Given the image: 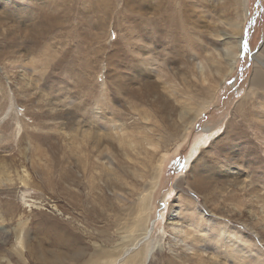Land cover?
<instances>
[{"label":"rangeland","instance_id":"1","mask_svg":"<svg viewBox=\"0 0 264 264\" xmlns=\"http://www.w3.org/2000/svg\"><path fill=\"white\" fill-rule=\"evenodd\" d=\"M31 1H24L28 12L23 13L27 16L21 14V18L24 17L22 22L15 23L11 19L15 17L10 9L7 14L12 17L3 18L5 23L0 25L2 30L6 26L10 39L5 40L0 35V227L8 231L7 235L0 231V264H46L47 260L54 257L61 259L58 261L60 264H75L76 261L88 259L95 249H108L120 242V238L115 235L117 227L111 225V215L115 213L107 211L109 204L105 202L110 193L107 192L105 200L96 191L91 193L93 191L90 186L94 184V180L92 177L82 176L85 171L81 169L82 165L89 164V160H86L89 153L86 151L80 156L77 150L78 144L88 149L87 142L91 140L94 131L98 130L99 120L104 121L101 119L103 113H109L108 116L114 119L117 117L116 120L123 123V131L116 136L112 134L109 138V146L113 145V151L120 154V157L122 155L121 158L125 156L124 152L132 156L129 161L126 157L124 161L121 159V171L124 170L132 180L145 181V192L152 194L147 211L150 217L148 228L151 230L153 227L152 236L140 244V247H145L146 264H172L175 260L179 261L178 256H183L181 253L176 256L175 249L168 243L171 233L167 223L171 206L179 194L184 196V204L194 201L200 202L199 205L204 203L203 195L189 187L187 181L193 178V174H204V170L210 165H226L222 157L223 149L229 151L230 157L233 156L229 163H235L242 169L233 176L226 169L220 173L226 178L223 179L225 183H220L223 186V214L231 221L226 220L225 224L231 223L248 234L257 250L255 257H258V251L264 254V196L261 194L264 193V90L251 88L249 84L256 67L252 56L264 44V0H248V14L241 30L247 48L242 46L243 51L238 57L236 69L224 78L222 84L216 82L221 78L217 74L210 76L212 81L205 85L194 79L195 72L200 70L189 68L186 71L183 62L178 61L177 53L186 54L181 52L184 50L182 46H190L191 42L195 43L194 46L198 44L194 39H183L181 32L173 36L165 32L156 39L152 32L150 36L142 35V28L124 16V12L120 10L121 5L120 8H112L113 15L109 13L108 29L101 32L97 29L101 18L93 10V0ZM212 3L214 4L213 1ZM41 14L43 18L39 17ZM48 19L58 20V28L51 27L49 31L51 21ZM28 24L38 25L39 34L35 27H27ZM140 35L145 38L142 39ZM150 41L155 44L152 45L154 47H151ZM176 41L180 43V47L174 44ZM164 42L169 44L164 45ZM146 44L151 51L148 55L156 57L157 74L154 70L151 71V65H142V51ZM11 45L16 49L20 46L30 47L31 57L34 56L35 59L29 58V64H25L28 67L26 71L41 73L43 78L40 83L19 82V69L14 68L10 72L9 62L3 58L2 53L12 51ZM175 45L181 48L177 49L179 52L172 48ZM220 47H225L223 40L206 35L203 57L213 52V48ZM216 53L217 50L212 55ZM187 55V58L194 60L192 54ZM172 70L175 73L172 74ZM180 73L188 75L194 83L189 85L185 76ZM176 75L178 79L169 77ZM199 79L202 80V77ZM183 82L193 87L187 89V84ZM126 83L132 85V89L151 91L155 88V96L142 98L137 95L129 96L127 93L124 95L123 86ZM208 87L211 89L210 93L206 91ZM242 99L244 103L240 108ZM53 107L55 110H52ZM97 109L102 114L95 115ZM184 112H188L186 115L189 122L181 127L179 123H185V120L180 119V113ZM146 114H152L153 121H145ZM169 124H174L173 137L164 128ZM207 130L212 134L203 143L201 139L207 135ZM148 142H154L153 148ZM200 142L199 150L193 158H189ZM145 145L149 146L146 148ZM149 148L153 150L150 152L157 155L153 156L152 152L149 154ZM163 155L167 158L159 167L158 162ZM213 158H217V161L214 162ZM134 170L138 171V175H144V178L134 176ZM148 170L151 171V176L149 174L146 177L145 172ZM101 171L105 173L104 168ZM122 173L119 174L126 178ZM103 176L100 185L106 191L104 180L107 177ZM4 179L6 180L3 181ZM229 179H236L241 183L245 180L249 186L242 190ZM129 186L126 185L124 191L128 195L131 192ZM76 193L80 197H72ZM136 196L137 194L131 196L127 202L132 205L131 216L135 213L132 202L145 206L140 201H133ZM114 206L117 213L118 207ZM91 209L95 210L94 214ZM58 227L65 232L68 227L70 230L74 229L78 237L73 238L74 240H57L56 235L63 233ZM30 250L31 255L28 253ZM223 259L225 257L221 256V260ZM200 263L215 262L187 261V264Z\"/></svg>","mask_w":264,"mask_h":264},{"label":"bare ground","instance_id":"2","mask_svg":"<svg viewBox=\"0 0 264 264\" xmlns=\"http://www.w3.org/2000/svg\"><path fill=\"white\" fill-rule=\"evenodd\" d=\"M24 1L25 0H0V4L2 5V6H0V25L2 23H5L3 21V18H11L12 17V16H9L7 14L10 9H11V14L15 17V18H11V19L13 21H15V23H18V21L22 22V20L24 18V17L21 18L22 15H26L23 13L25 11L28 12V7L25 6ZM79 1L80 0H78V2ZM212 1L214 2V4L212 3ZM219 1L218 0H93L91 2L94 4L93 10L95 12H97L101 18V23L99 24V26L97 28L101 32H106L108 29L107 23H108V19H109V13L111 12V14L113 15V9L112 8L114 7V9H116L117 7H119L121 5V8L120 7L119 8L121 11L124 12V16L127 17L133 23L136 22L137 25H139L142 28V30H141L142 35H148L149 34V36H150V35H152L150 32H152L153 33L152 36H154L153 38L156 39L158 37L163 36L165 32L170 36H173L174 34L181 32L183 39L187 40V39L191 38V39L198 41V44L196 46H194L195 43L193 44V42H191L190 46L185 44L186 46H184V47L182 46V48L184 50H182L181 52H185L186 54L184 53L185 55H179L177 53V55L179 56L178 61L181 60L180 62H183L182 65L186 66V71L189 68L200 70V71L195 72L194 79L196 81L200 80L202 85H205L206 83H210L212 81L210 79L211 78L210 76H214L217 74H220L221 78L220 79L217 78L219 80L218 81L216 80V82H220V84H222L225 81L224 78H227V76L230 75L236 69L237 64H238V60H239L238 57L243 51L242 46L244 43V36H242L241 30L243 29V23L245 22L244 21L245 17L248 14V0H224V2H219ZM31 2H33V1H31ZM91 2H89V3H91ZM32 5H34V4H32ZM1 8L3 10H1ZM37 10L38 9H36V11ZM34 11H35V9H34ZM68 11H67V13H68ZM56 16H58V15H56ZM39 17L43 18L44 16H43V14H41ZM32 18H34V17H32ZM40 18H39V20H40ZM49 18H51V17L49 16ZM49 21H51V20H49ZM52 21L50 22L48 29L51 27L56 28V26L58 25V20H52ZM67 21H69V20H67ZM40 22H39V26H40ZM27 27H30L32 29H34L33 27H35L37 34H39L40 29H38V25L28 24ZM129 27H131V25ZM72 28H74V27H72ZM60 29H61V27H60ZM45 30H47V29H45ZM66 30H69V29L66 28ZM49 31H50V29H49ZM6 32H7L6 26H5L4 30L0 29V35H3L2 36L3 39L10 40L8 38V34ZM75 33H76V31H75ZM206 35H211L220 41L223 40V44L225 45V47L224 48L220 47V49L213 48V49L217 50V53L215 55H212L215 52V50H214L213 52L212 51L209 52V55H205L203 57L204 47H205V36ZM12 38H14V37H12ZM143 38H145V37H142V39ZM170 38L172 40V37H170ZM34 40L35 39L33 38V40H32L33 45H35V43H36ZM140 40H141V38H140ZM165 40L170 41L169 39H166V38H165ZM155 41L156 40H154V43H155ZM158 41H157V43H159V45H160V42H158ZM161 41H162V39H161ZM154 43L151 44V41L149 42L151 47H154V46H152V45L156 44V43L155 44ZM166 43L169 44V42H164V45H166ZM175 43L178 44L179 42L177 43V41H176V42H174V44ZM14 45H11L13 47L12 51L2 53V56H4L3 58L8 60V62H9L8 65H9V68L11 69V71L10 70L9 71L12 73L14 68L19 69V71H18L19 82L21 80V81H27V82L40 83L42 78H43V75L41 73L36 72V73L32 74V73H29L26 71L28 67L25 64H27L29 62V60H30L29 58L31 57L30 47H27V46L21 47L20 46L18 49H16V47ZM178 45L177 46L175 45L172 48H174V50L176 49V51H177V49H179V48H177ZM215 45L217 46V44H215ZM29 46H31V45H29ZM179 47H180V45H179ZM149 48L150 47H148L147 44L144 46V51H142L143 56H142V58L140 57L142 59V63H143V64L142 63L141 64L143 65V67H149L151 65L152 70L151 69L150 70L151 71L154 70V72L157 74L158 70L155 68L156 57H154L155 55L149 56L150 55L149 53L151 52ZM241 48H242V50H241ZM168 50H170V49H168ZM176 51H175V53H176ZM152 52H154V50H152ZM177 52H179V51H177ZM188 53L193 55L194 60L187 58ZM139 54H141V53H139ZM166 54L170 55V53H166ZM252 57L255 59V66L256 67H255L254 72L250 76V81H249L250 87L254 88V89L261 88L264 90V44L259 48V51H257ZM176 58H178V57H176ZM176 58H175V60H177ZM31 59H35L34 56H32ZM190 60H192L193 62L191 61V63H190ZM173 64H175V63H173ZM130 66H132V64ZM186 71H184V74H187ZM171 73L173 74L175 72L173 71ZM171 76H169V77L173 78V79H178L177 75L175 77L174 76L171 77ZM181 76H185L186 80L189 82L188 83L189 85L193 82V80L191 82L188 75H182L181 74ZM199 77H202V80L199 79ZM179 78H180V76H179ZM183 81H185V80L183 79ZM183 83H185V82H183ZM128 84L129 83H126L125 84L126 86L125 87L123 86V91H124L123 93H125L124 95H126V93H127L129 96L137 95V96L142 97V98L149 97L151 95L155 96L154 95L155 94V90H154L155 88L152 89L151 91H145L143 89H132L131 88L132 85H128ZM185 84H187V83H185ZM188 84H187L186 88L191 89L193 86L192 87L188 86ZM176 85H177V83H176ZM178 85L181 86V84H178ZM168 91L170 94L171 92L169 89H168ZM206 91H208V93H210L211 89L208 87L206 89ZM172 92H173V90H172ZM197 92H198V89H197ZM137 96H135V97H137ZM125 97H127V96H125ZM181 98H184V97L182 96ZM210 98H212V97H210ZM52 99H54V98H52ZM55 99H56V97H55ZM57 100H59V99H57ZM191 102L193 103L194 101H191ZM243 103H244V101L242 99V102L239 104L240 108H242ZM145 104H146V102H145ZM199 108H200V106H199ZM204 108H206V106H204ZM52 110H55V108L53 107ZM99 112H100V110L97 109V111L95 112V115H97ZM188 112L187 113L186 112L180 113L181 114L180 119L182 121L185 120V123H181V122L179 123V125H181V127L183 125L187 124V122H189L188 115H186V114H188ZM99 114H102V113H99ZM103 114H105V113H103ZM103 114L101 115V119H103L104 121L102 122L99 120L98 130H96L97 134H96V131H94V135H92L90 138L91 140H89L87 142V145H89L88 149L85 146L78 144L77 150L80 153V156H82L86 151L89 153V155L86 157V160L87 159L89 160L88 161L89 164L88 165L87 164L82 165L81 169H82V171L83 170L85 171L82 173V176H84V177L89 176V177H92L94 180V184L90 186V190L93 191L91 193L93 194L94 191H96V193L99 194V197H102L103 200L106 199L107 192L110 193L109 196L107 195V199L105 200V202L109 204V206L107 205V207H108L107 211L110 214L113 212L115 213L114 215H111L112 219H113V223H111V225H114L115 227H117L115 230V235L120 238V242L117 243L116 245H114L113 247L108 248V249H104V248L95 249V251L90 253L91 256L88 259H84V260L76 261V262L73 261V262L75 264H146L147 256H145V247L144 248L140 247V244L143 241H147L148 239H151V236H152L153 227L151 228V230L148 228V221H149L150 217L147 215V211L149 209L148 205L151 203V200H152V194L150 192H148V193L145 192L146 191L145 181L141 182L140 181L141 179L140 180H134V179L132 180L131 178H129L130 175H129V177H127L128 175L125 174L124 170L121 171V166H119V162L122 161L121 159H123V161L125 159H128V161H129V158H132V156L130 157L128 152H124L125 156L123 158H121L122 155L120 157L119 156L120 154L113 151V145H112V147L109 146V144H110L109 138L111 137L112 134H115V136H116L119 134L118 132L123 131V123L118 122V120H116L117 117L114 119L113 117L108 116L109 113L107 115H103ZM151 116H152V114H149V115L146 114L144 116L145 121H147V122L153 121L154 118H151ZM185 117L187 119H185ZM195 120H196V118H195ZM155 126H157V124H155ZM164 128H165L167 134H169L170 136L175 134V133H172V130L174 128V124H169ZM207 132H208L207 135L205 137H203V139H201L202 142L204 141L203 143H205L208 140L207 137H210V134H212L211 131L207 130ZM186 134H187V132H186ZM120 142H122V141H120ZM153 143H149L151 145V147L154 146ZM200 144H201V142L197 146H195V148L191 152V155L189 156V158L194 157L195 152L199 150ZM131 145L132 144L130 143V146ZM145 146L147 148L149 145L148 146L145 145ZM145 150H148V149H145ZM150 150H152V149L149 148L148 152H150ZM223 150L224 151L222 152V157L225 159L226 165H224V166H226V168L224 166H220V165L215 163L213 165L206 167V169L204 170V174H202V175L197 174V173H196L197 175L193 174V178L191 180L187 181V184L189 187H191V188L193 187L195 190H197L199 193H201L203 195L204 203L202 205H199L200 202L194 201L192 203L186 202V204H184L183 203L184 196L182 197V194H179L178 198L175 200L176 204L174 203L171 206L172 209H170L171 211L169 213L168 223H167L169 226V231L171 233L170 241H168V243L170 244V246H172L173 249H175L174 253L176 254V256L180 253H181V255H183L181 257L178 256L177 258H179V261L175 260V261H173L172 264H187L188 260L190 262H195V263L205 262V261H214L215 263H213V264H264V254L262 252L258 251L257 252L258 257H255V253L257 250L255 248V244L252 243V239L248 236V234H246V232H244L243 229L242 230L237 229L231 223H230V225L232 227L229 224H225L226 220H228L229 222H231V221L229 218H227L223 214L222 202H221V199H223V196L221 194L223 186L220 183L221 182L225 183L226 178L225 177L223 178V175H220V173L226 169V171L228 173L232 174V176H233V175H236L237 173L241 172L242 169L239 168L240 166H237V164H235V163H232V164L229 163V160H231V158L233 156L230 157L229 151L227 149H223ZM160 151L161 150H159V153H160ZM151 152L149 154L153 153V152L152 153ZM144 153L147 154L146 152H144ZM139 155H141V154H139ZM154 155H155V153H153V156ZM153 156L151 155V157H153ZM166 158L167 157H165V155H163L160 158V160H159L160 163L158 162L159 167H161L163 165V161ZM213 159H214V162L217 161V158L216 159L213 158ZM235 159H237V157ZM132 161H134V160H132ZM144 161H147V160H144ZM126 163H127V161H126ZM92 164L94 166H92ZM146 164L148 165L149 163L147 162ZM146 164H145V167L147 168ZM188 166H189V160H188L186 167L188 168ZM192 166L194 167L193 164H192ZM127 167L130 168V165H127ZM102 168H104V170H105L104 174L102 173L103 171H101ZM130 170H129V173H131ZM126 171H128V170H126ZM193 171L198 172L197 169H194ZM121 172H123L122 174L125 175L126 178H124L122 175L119 174ZM150 172H151L150 170L145 172L146 177H147V175L150 174ZM132 174H134V176H136L137 178L138 177L144 178V175H142V174L138 175L137 170H134L132 172ZM103 175H105L107 177V179H105V180L103 179L105 181V184H106V191L104 190V186L102 187L100 185V183H101L100 181H101V178ZM226 175H227V173H226ZM242 175H244V174H242ZM150 176H151V174H150ZM10 177H12V176H10ZM243 177H245V175ZM26 178H27V175H26ZM130 179L132 181H130ZM223 179H225V180H223ZM5 180L6 179H4L3 181H5ZM235 180L236 179H229V181L234 182L233 184L237 188L239 187V188H242V190H243L244 188L249 186V184L245 180L242 181V183L239 181H235ZM64 181H66V180L64 179ZM138 181H140V182H138ZM214 181H216V183H214ZM0 183H2V181H0ZM126 185H130L129 187L131 189V192L129 195L126 194V192H124V191H126ZM152 186H153V184H152ZM135 193L137 194V196L135 197V199L133 201H135V202L140 201L142 204H145V206L135 205V203L132 202L135 206V213H133V216H131L132 215V205H129L131 202H129V203H127V202L130 200L131 196L134 197L136 195ZM261 194L264 196V193H261ZM77 196H79V194H77V193L75 195H72V197H74V198ZM257 201H259V200H257ZM114 205H116L118 207L117 213L115 212L116 209H115ZM262 208H263L262 213L264 214V203H262ZM91 213L94 214L95 210L91 209ZM262 219L264 220V215L262 216ZM55 229H57V228H55ZM70 229L71 228H69V227L66 228V232H65L63 230L61 231L60 228L58 227V230H60L63 233H59L56 235L57 240L62 241V239L66 240L69 238L74 240L73 238H77L78 235L76 234L74 229H72V230H70ZM0 231L3 232L4 235H7V233H8V231L5 230V228H3V227H0ZM49 238H50V236H49ZM253 238H254V235H253ZM63 243H65V242H63ZM76 244H78V243H76ZM61 246H62V244H61ZM79 247H80V245L78 246V248ZM125 247H127V248H125ZM26 248H28V247H26ZM84 248H85V246H84ZM131 250H132V252L130 253ZM28 253L31 255L32 254L31 250ZM82 254H80V255H82ZM221 256L225 257V259L221 260ZM58 258H60V257H58ZM59 260H61V259H57L54 257L53 259L47 260L46 264H55V263L60 264L58 262Z\"/></svg>","mask_w":264,"mask_h":264},{"label":"snow or ice","instance_id":"3","mask_svg":"<svg viewBox=\"0 0 264 264\" xmlns=\"http://www.w3.org/2000/svg\"><path fill=\"white\" fill-rule=\"evenodd\" d=\"M243 47L244 48H247V42L244 43Z\"/></svg>","mask_w":264,"mask_h":264}]
</instances>
